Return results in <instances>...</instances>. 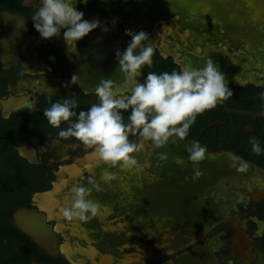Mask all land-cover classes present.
Segmentation results:
<instances>
[{
	"label": "flooded vegetation",
	"instance_id": "af4514ba",
	"mask_svg": "<svg viewBox=\"0 0 264 264\" xmlns=\"http://www.w3.org/2000/svg\"><path fill=\"white\" fill-rule=\"evenodd\" d=\"M96 2L109 6L111 10L98 5L97 11L83 17L89 21L98 19L101 26L77 41V52L72 53L67 50L63 40V30L59 37L44 39L34 29L30 16L39 6V0H0V264H78L79 261L84 262L83 264L101 263L100 260L96 261L95 256L87 258L81 255L79 260L67 252L69 249L79 254V243L75 235L78 234V223L82 224V232L79 234L93 232V241L106 233L121 238L129 227L139 231L134 235L135 243L154 240L159 232L171 231V227L179 230L172 234L174 239L170 247H182L194 241L174 252L153 255L151 257L154 258L148 264H184L203 247L211 255L207 264H216L214 259L219 264H235L236 260L248 264L252 261L255 237L246 225H241L240 222L245 220H236L234 215L239 218L242 215L240 210L251 212L248 221L254 228L259 224L256 218L264 220L258 209V205L264 202V148L261 147L259 155L251 151L253 140H258L262 146L260 132L264 121V99L261 94L264 93V82L255 77L243 78L240 74L225 77L233 95L199 114L185 140L173 137L165 147L159 149L146 143L141 155H138L140 163L147 165L144 172L135 174L134 183L138 193L148 190L154 200H159L158 195L162 196L161 199L165 195L172 196L171 198L178 195L179 199L187 200L185 206H177L170 200L161 209L163 217L150 216L143 219L141 215L136 216V227L128 226L127 211L118 205H125L126 201L122 200L126 198V184L130 177H127L126 171L113 169L117 172L116 180L120 185L125 181L126 184L118 196V202L116 197L111 201L107 199L113 208L112 219L110 215L100 212L90 222L82 223L66 221L59 215L58 209L63 205L68 189L72 184L79 183L80 178H85L79 177L78 173L84 168L107 166L98 163L94 156H90L94 159L92 164L83 166V158L91 150L74 138L59 139V129L48 124L43 110L50 106V102L66 98L76 99L78 108L75 111L87 110L97 102L91 89L100 79H113L117 87L123 80L119 66L114 61H117L116 50L123 51L126 48L122 45V39L116 38V35L122 36L124 33L107 18L114 12L118 0H113L111 4H106L103 0ZM75 6L82 11L78 2ZM90 6L87 5L89 8ZM148 19L152 25L149 40L154 52L152 67L144 66L141 69L143 75L155 71L159 65L170 72L184 61L197 62L188 53L184 54V46L201 59L208 55L206 52L199 53L207 45H210L208 49L214 45L224 53L234 52L230 49L234 46L238 48V43L221 31L216 36L215 43L211 40L212 35L198 27L197 22L193 26L196 32L190 33L191 26L178 13ZM169 21L174 22L180 31L176 35L171 36L161 33L162 31L158 34L154 30L155 22ZM103 27L109 30L105 32ZM159 37L167 40L160 41ZM110 40H115L120 47L113 48ZM111 49L114 52L109 54L108 50ZM164 52L169 55L165 56ZM228 57L230 55L226 56ZM211 58L213 59L212 56ZM94 60L96 64L100 63V67H104L97 75L94 74L92 64ZM168 61L171 64L165 65ZM73 75L77 76L75 84L71 83ZM143 75L139 79L142 80ZM48 86L53 89L51 94L47 91ZM26 102L32 103L33 107L28 109ZM124 115L126 117L127 113ZM65 127L66 122L61 124V128ZM192 141H199L207 149L206 158L199 162L198 167L214 164L212 162L232 165L228 157V153H232L248 163L246 173L233 169L213 174L201 181L193 179L191 173L194 165L188 160L185 151V145ZM158 153H167L168 156L167 160L160 162V166L157 164ZM177 158L182 159L183 164H177ZM180 175L187 177V181L181 182L178 179ZM65 180L68 181L67 184L63 183ZM128 182L133 181L130 179ZM214 184H218V187ZM195 193L202 204L188 207L191 204L189 199L195 197ZM90 198L98 202L95 195ZM185 216L187 220L190 216H196L202 224L203 221L209 223L207 231L201 233L199 226L192 228L188 225L189 232H184L183 227L188 223ZM92 222H100V226H89ZM89 239L88 237L81 243H89ZM100 239L103 242L99 241L98 250L104 251L101 248L106 247L108 240ZM203 258L205 261L206 257ZM110 261L114 262L116 259H108L105 264L111 263ZM141 262L144 260L141 259Z\"/></svg>",
	"mask_w": 264,
	"mask_h": 264
},
{
	"label": "clouds",
	"instance_id": "9594fccd",
	"mask_svg": "<svg viewBox=\"0 0 264 264\" xmlns=\"http://www.w3.org/2000/svg\"><path fill=\"white\" fill-rule=\"evenodd\" d=\"M77 2L86 4L87 0H39V6L30 16L41 38L59 37L63 30V40L72 53L77 52V41L101 26L98 19H83V11L75 6ZM102 30L107 32L109 29L103 27ZM125 35L131 37L126 48L115 52L123 75L119 87L113 79L102 78L91 89L97 102L87 110L75 111L78 108L76 99L66 98L50 102L43 115L52 128L59 129V139L74 138L91 150L98 163L108 169L135 175L144 172L147 167L138 159L146 143H151L154 148H163L173 137L185 140L199 114L214 108L233 93L224 73L211 57L202 66L188 60L170 72L149 71L143 75L141 69L144 66L152 67L154 52L150 44L144 43L149 38L148 34L125 29ZM76 82L77 76L73 75L71 83ZM47 91L51 94L53 89L48 86ZM261 98L264 99V93ZM25 106L31 109L33 104L26 102ZM124 113H127L126 117ZM64 122L67 127L61 128ZM185 151L194 165L193 179H198L203 174L198 164L206 158L207 149L199 141H192L185 145ZM251 151L256 155L261 153L258 140L251 141ZM228 157L231 166L238 167L239 171L248 168V163L241 157L232 153H228ZM158 159L167 160V153H158ZM183 162L180 158L176 159L177 164ZM117 178L116 171L108 170L100 176L106 184ZM89 184L92 187L76 183L68 189L64 203L58 209L59 215L66 221L88 223L99 214L101 206L90 198L93 188L100 190L99 185L92 178H89Z\"/></svg>",
	"mask_w": 264,
	"mask_h": 264
},
{
	"label": "bare ground",
	"instance_id": "6f19581e",
	"mask_svg": "<svg viewBox=\"0 0 264 264\" xmlns=\"http://www.w3.org/2000/svg\"><path fill=\"white\" fill-rule=\"evenodd\" d=\"M103 1L106 4H111L113 2V0H103ZM201 1H203V0H201ZM206 2L207 1H205V3ZM226 3L228 5H230L234 11L231 14H229V16L226 19L217 17L215 15V12H216L215 9L222 7L223 5H227ZM98 4L103 5L105 7V10H108V9L111 10V8L105 4H102V3H98ZM121 4H123V3L121 2ZM206 6H208V4ZM115 7H114L113 13H115V11H116ZM151 8L153 9V7H151ZM196 8L198 11H200L199 14H202L201 16L205 17L206 20L205 21H203V20L199 21L198 19L194 18L193 21L190 19L189 22H185L191 26L189 29L190 33L196 32V30L193 28V26H194V23L197 22L198 27H201L204 32H209V34L212 35L211 40H213L215 43L217 41L216 36L220 35V31L225 32V34H228L230 37H232L234 39V41H236L238 43V48H236V46H234V48H236V49L230 48V49L234 50V52L227 51L226 53H224L223 51L219 50L214 45L212 47H209V49H208V46H210V45H207L205 48L201 49L199 53L204 54V52H206L209 55V57L212 56L213 59L212 58L211 59L219 65L220 70L224 73L225 77L238 76V74H240V76H242L243 78H247V76L255 77V78L259 79L258 81L264 82V0H213L210 3V7L207 9H202V7L201 8L199 7V9H198V7H196ZM113 13L111 15H108L107 18L112 17V15H114ZM168 13H169L168 10L163 11V16L168 14ZM141 17H143V16H141ZM144 18L141 21L144 24H148V27L151 30L152 25H151L150 20L148 19V17L144 16ZM183 21H184V18H183ZM170 22H172V21H169L168 23H170ZM154 24H155L154 25L155 27H153V28L157 32V30L159 29V25L162 23L161 22H155ZM159 39H160V41L161 40L162 41L167 40V38H164V37H159ZM128 41H130V39L123 41L122 45L127 46ZM111 42H112L111 46L113 48L114 47H118V48L120 47L118 43H115V40H111ZM149 42L151 44L150 40H149ZM182 51L184 52V54L188 53L192 58L194 57L195 59H197V62L191 61L196 66H202L203 63H200V62H204L207 58H209L207 55L206 58L201 59V58L197 57L189 49H186L185 46L183 47ZM228 55H230V57L226 58V56H228ZM115 62L117 64V61H115ZM155 158H156V155H155ZM212 163H214V164H209L207 166L199 167V170L203 174L198 178V180L201 181V180L205 179L206 177H209L213 174L223 173V171H230L233 169H234V171H238V172H241L243 174L246 173V171H239L238 167H233L231 165H229V166L224 165L225 163H221V162H212ZM193 175H194V167H193V171L191 173L192 178H193ZM249 177H251V176H249ZM255 185L256 184H254V186ZM126 186H127L126 187L127 191H126L125 205L121 204L120 206L118 205V207L126 209V211H127L126 219H127L128 226L133 225L132 227H136L135 226L136 225L135 222L137 221L136 216L141 215V216H143V219H148V218H150V216L155 217V218H161L164 216L163 213L161 212L162 211L161 209L165 208V206H164L165 204L162 203L164 206L163 207L162 204H160V202H158L159 200H157V199L154 200L152 197V194L148 190L144 191L143 193L140 194V193H138V190H136V183L127 182ZM214 186L218 187V184H214ZM255 188H256V186H255ZM197 195L198 194L195 193V197H194L195 199L199 198ZM131 200H135L134 205H132ZM200 200L198 201V203L202 204V201H200ZM135 203H137V205H135ZM211 207H214V205H212ZM130 219L132 221H130ZM242 222H244V221H242ZM245 224L241 223L242 226H245ZM171 228L174 231L175 230L178 231L177 227H171ZM137 232H139V231H136L135 228L133 229V228L129 227V228H127V230L123 234L124 235L123 237H126V239L121 237L122 242H120V238L117 236L113 243H111L109 245L106 244V247L104 248L106 256L103 258L102 261H99V262H101L99 264H105L104 261L111 259V258L116 259V261H114V262L110 261L111 263H108V264H124V263L135 264V262H132L129 260H132L131 259L132 257H133V260H135L134 256H136L137 254L139 255L138 258L144 256V251L149 247L151 248V250L149 251V253L147 255L148 257L145 258L144 260L153 259L154 257H151V256L159 254L161 251H166L165 246L163 245L164 247H162L161 243L157 239L158 234L155 236L154 240L150 239V241L147 240V242L143 240V241H141V243H135L133 238ZM168 232L169 231H167L165 234H167ZM143 233H146V232H143ZM159 233H161V232H159ZM94 235L95 234L93 232H90L89 234L86 233L85 235H81V236L86 237V239L89 237L90 238L89 240H91L89 243H91V242H93L92 236H94ZM169 238H170V236L167 239H169ZM94 239L96 241L98 238H94ZM193 242L194 241L192 240V241L188 242L186 245H183L182 247L190 245ZM89 243L85 244L86 247H84L85 245L78 244L77 250H78L79 254L76 253L77 251L69 250V249H67V252L70 253L76 259L77 258L79 259V257H81V255H84L87 258L94 257L95 256L94 255L95 254L94 253L95 248L93 246L98 247L100 244H99V242L96 244L94 242H93L94 244L93 243L89 244ZM168 245L169 244H167L166 247ZM80 246H83V247H80ZM88 247L89 248L91 247V248L89 249ZM169 248H170V245H169ZM178 249H180V248H178ZM176 250L169 251L167 253H171V252H174ZM205 251L208 252L207 250H205ZM97 252H99V251H97ZM135 253H136V255H135ZM119 256H122V257L124 256V258L126 260H124L123 262H119V260H120ZM83 263L84 262L79 261L78 264H83Z\"/></svg>",
	"mask_w": 264,
	"mask_h": 264
},
{
	"label": "rangeland",
	"instance_id": "374dc122",
	"mask_svg": "<svg viewBox=\"0 0 264 264\" xmlns=\"http://www.w3.org/2000/svg\"><path fill=\"white\" fill-rule=\"evenodd\" d=\"M99 1H102V0H99ZM205 1H207V2L205 3ZM212 1L213 0H203V1H201V0H153V1L152 0H118V3L115 7L116 11H115V13H113L114 15H112V17H110L108 19L112 23H113V21H115L114 24L117 26V29L118 30L121 29L120 31L122 33H124L123 34L124 36L123 35L122 36L116 35L117 39H122V41H126L127 39H131V37L125 35V29H131L133 32L144 31L145 33H149V35H148L149 38L144 43L150 44L149 39H150V35H151L152 30L149 29L148 24H144L141 21L144 18V16L150 17V18L151 17H158V16L162 17L163 11L168 10L169 11L168 14L179 13L184 18V22H189L190 19L193 21L194 18L198 19L199 21L200 20L205 21L206 20L205 17L201 16L202 14H199L200 11H198L196 7H198V9H199V7L200 8L202 7V9H207L210 7V3ZM121 2L124 4H121ZM78 4H79V6H81L80 9L83 11L84 16L91 15L93 12L97 11L96 8H99L98 7L99 4H98V2H96V0H87L86 4L80 3V2H78ZM89 4L91 5L90 8L87 7V5H89ZM207 4H208V6H206ZM150 6L153 7V9ZM215 10H216L215 15L217 17L223 18V19H226L229 16V14H231L234 11L231 8V6L228 4L223 5L222 7H219ZM126 12H128V13H126ZM129 13H131V15ZM141 16H143V17H141ZM83 45L87 46L85 43H83ZM150 45L152 46V43ZM108 52L110 54V53H113L114 51L111 49V50H108ZM94 55H96V54H94ZM95 60H98V58H96ZM95 60H94V62H92V64L94 65L93 66V68L95 70L94 74L97 75L98 71L104 69V67L100 68V66H99L100 63L96 64ZM114 64H116L115 61H114ZM117 64H118V62H117ZM138 155H141V153H139ZM90 156H93V155L91 153H89L88 155H85V157L83 158V161H84L83 166L88 165V163L92 164L94 162L93 157H90ZM79 161L81 162V159ZM160 162H161V160L158 159L157 164L159 166H160ZM105 170L113 171V169H108L107 167H104V168L92 167V168H88V169L84 168L83 170H81L78 173L79 177H85L84 179H81V178L79 179V184H83V185H86L88 187H92V185L89 184V178H92L99 185L100 190H96L95 188H93L91 195H95V198L98 200V203L101 206L99 213L102 212V214H104V215H110V219H112L111 214H113V210H112L113 208H111L110 204H108L107 199L113 200V198L116 197L119 201L120 197H118V196L120 195L121 192H123L126 181L123 182L121 185H120V182L117 180L112 181L110 184L104 183L100 179V176H101V173ZM127 177H130V179L133 182H135L136 175H134L130 172H127ZM179 177L180 178H178V179L181 182L187 181V179H186L187 177H185L184 175H180ZM130 179L128 178L127 182ZM158 196H159L160 204H162V203L165 204L166 202H169L170 200H172L171 202H174L177 206H181V207H183L187 204V200L179 199L180 197L178 195L173 196V198H171L172 196L165 195L162 199H161L162 196H160V195H158ZM122 201L125 202L126 198ZM131 201H132V205H134L135 200H131ZM189 201L191 204H189L190 206L188 205V207H193V206L198 207V204H197L198 199L197 198L195 199L193 197V198L189 199ZM135 205H137V203H135ZM162 206H163V204H162ZM221 206H223V205L221 204ZM186 211H188V210H186ZM240 211H241L242 215L239 218L235 217V215H234V219L240 221L243 218L245 220L244 222L246 223L245 225L247 226L248 230L255 237V238H253L255 240L253 243L254 244V251L251 253V260L252 261H250L248 264H264V235H263L264 234V220L256 218V220L258 221L259 224L256 228H254V227H252V225L249 224V221H248V218H249V215H251V212H246L245 210H240ZM184 219L187 220V216H185ZM187 222L188 223L183 227L184 232H189L190 227L196 228L199 226V228L202 230L200 232L205 233V231H207L206 226H207V224H209V223H206V221L205 222L203 221V224H202V221L200 219L198 220V218L196 216H190L189 219L187 220ZM240 223H242V222H240ZM78 224H79V227L77 228V230H78V232H82V231H80L82 224L81 223H78ZM78 224H76V226ZM95 225L100 226V222L89 223V226H91V227H93ZM251 230H253L254 233H252ZM174 232L175 231L171 230L167 234L158 233V235H157L158 241L161 243L162 247L165 246V248H166V251H161L159 254L167 253L169 251H173V250H176L178 248H181L178 245H172L169 248L171 241L174 239V237H172V234ZM163 235H164V238H163ZM199 235H200V233H198V235H197L198 238H199ZM169 236H170V238L167 239V237H169ZM159 238H161V239L163 238V239L159 240ZM85 240H86V237H83V240H81L80 242H84ZM167 244H169V245L166 247ZM248 246H250V245H248ZM206 249L207 248H205V247L201 248L199 251L200 253L198 252V254H195L194 257L191 255L192 258L189 261H185L184 264H207V263H209L211 255L209 254L210 252L208 253L205 251ZM135 255H136V253H135ZM138 256L139 255L137 254L136 256H134L135 260H133V257H132L131 258L132 260H129V261L135 262V264H143L144 262H141L142 257H140L141 258L140 259V258H138ZM203 257H206L205 261H203L204 260ZM124 260H126L124 258V256L123 257L120 256L119 262H123ZM214 262L216 264H219V262L216 259H214ZM235 264H246V263L245 262L242 263L241 261L236 260Z\"/></svg>",
	"mask_w": 264,
	"mask_h": 264
},
{
	"label": "water",
	"instance_id": "95a60500",
	"mask_svg": "<svg viewBox=\"0 0 264 264\" xmlns=\"http://www.w3.org/2000/svg\"><path fill=\"white\" fill-rule=\"evenodd\" d=\"M126 13H128V12H126ZM125 13V14H126ZM130 15H131V13H129ZM161 23H164V24H160L159 25V29L157 30V33L158 34H160V31H162L161 33H168L169 35L171 34V36H174V35H176L178 32H180L177 28H176V25H174V22H170V23H168V22H161ZM165 56H167V55H169V54H167L166 52H164L163 53ZM75 233V232H74ZM70 234H72V232H70ZM76 235V239L78 240L77 242L79 243V244H81V245H85V244H83V243H81L80 241L81 240H83V237L79 234V232H78V234L76 233L75 234ZM65 236H66V234H65ZM200 236V235H199ZM98 237V236H97ZM100 238H103L105 241H107L108 240V245L109 244H111V243H113L114 242V240L116 239V237H114V234H112V233H106V234H103L102 236H100V237H98V239L96 240V241H93L95 244L96 243H98L99 241L100 242H103V240L102 239H100ZM124 239H126V237H123ZM161 238H159V240H160ZM163 239V238H162ZM161 239V240H162ZM99 240V241H98ZM91 241V240H90ZM120 242H122V240H121V238H120ZM93 243V244H94ZM84 247H86V245L84 246ZM94 248H95V250H94V255H95V259H96V261L97 260H99L100 259V261H102L103 260V258L106 256V254H105V251H99V252H97V249L99 248V246L98 247H95V246H93ZM104 247V246H103ZM152 247V246H151ZM89 248V247H88ZM91 248V247H90ZM89 248V249H90ZM102 250H105L104 248H101ZM153 249V248H152ZM151 250V248L149 247V248H147L145 251H144V256H142V260H144L145 258H147L148 256V253H149V251ZM90 254V253H89ZM164 254H166V253H163L162 255H164ZM68 255V254H67ZM69 257V256H68ZM101 257V258H100ZM151 260L149 259V260H144V264H148L149 262H150ZM73 262V261H72ZM94 262V261H93ZM74 264H75V262H73ZM104 263H107V260H105L104 261ZM98 264V263H97Z\"/></svg>",
	"mask_w": 264,
	"mask_h": 264
},
{
	"label": "trees",
	"instance_id": "16d2710c",
	"mask_svg": "<svg viewBox=\"0 0 264 264\" xmlns=\"http://www.w3.org/2000/svg\"><path fill=\"white\" fill-rule=\"evenodd\" d=\"M167 64H171L170 61H168L167 63H165V65ZM163 65H159L157 68H155V71L156 73H161V72H164V71H167V70H164V68H162ZM260 135H261V141H262V146L264 148V121L262 122V125H261V132H260ZM258 209H260V213L262 214L261 216H264V202H261L259 205H258Z\"/></svg>",
	"mask_w": 264,
	"mask_h": 264
}]
</instances>
